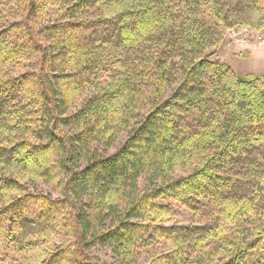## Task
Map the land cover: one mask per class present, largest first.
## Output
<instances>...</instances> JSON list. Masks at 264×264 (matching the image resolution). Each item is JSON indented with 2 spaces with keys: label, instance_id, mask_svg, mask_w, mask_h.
<instances>
[{
  "label": "trees",
  "instance_id": "16d2710c",
  "mask_svg": "<svg viewBox=\"0 0 264 264\" xmlns=\"http://www.w3.org/2000/svg\"><path fill=\"white\" fill-rule=\"evenodd\" d=\"M263 4L0 0V264H264V75L214 59Z\"/></svg>",
  "mask_w": 264,
  "mask_h": 264
},
{
  "label": "rangeland",
  "instance_id": "374dc122",
  "mask_svg": "<svg viewBox=\"0 0 264 264\" xmlns=\"http://www.w3.org/2000/svg\"><path fill=\"white\" fill-rule=\"evenodd\" d=\"M259 3L262 5V0H259ZM264 5V4H263ZM9 21L11 19L9 18ZM246 28V30H245ZM224 41L222 49L214 57L215 60L224 62L228 64L236 73L238 74H255V75H264V27L260 30H252L249 27H235L224 30ZM33 69L32 66H21L13 70L15 75L19 73ZM83 99V98H82ZM80 99L77 102L76 107L82 102ZM126 137V133H122L118 141L110 148L104 150L106 154L112 153L118 145ZM101 149V148H100ZM60 175H58L54 180L49 182L41 181L37 184L35 189L49 192L52 196L61 195L60 185L58 181ZM140 186H143V182H140ZM160 204L164 205L162 210V215L168 211V214L163 216L164 224L166 225H187L190 222V214L186 208L181 206L174 199L161 198L159 200ZM34 213L31 215H44L47 216L43 218L41 222L45 221L52 213L47 211L46 207H41L37 204H34L32 207ZM31 210V208H30ZM63 214H56L57 218V231L52 234L51 238L55 241V244L65 239H70L68 235H65L64 232H61L64 228L62 227L63 223ZM167 245L165 244H153L152 247L147 249H139V258L134 264H149L155 259L156 252L166 251ZM100 256H102L108 262L119 264L116 261V257L113 256L112 252L108 248H96L94 250ZM64 264V263H63Z\"/></svg>",
  "mask_w": 264,
  "mask_h": 264
},
{
  "label": "built area",
  "instance_id": "2783aa9c",
  "mask_svg": "<svg viewBox=\"0 0 264 264\" xmlns=\"http://www.w3.org/2000/svg\"><path fill=\"white\" fill-rule=\"evenodd\" d=\"M245 30H246V28H245Z\"/></svg>",
  "mask_w": 264,
  "mask_h": 264
}]
</instances>
